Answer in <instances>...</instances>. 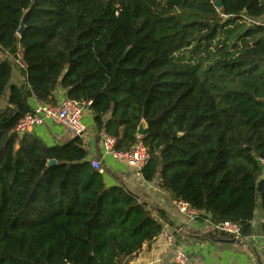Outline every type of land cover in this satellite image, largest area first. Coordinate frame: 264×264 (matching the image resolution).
Instances as JSON below:
<instances>
[{"label":"trees","instance_id":"obj_1","mask_svg":"<svg viewBox=\"0 0 264 264\" xmlns=\"http://www.w3.org/2000/svg\"><path fill=\"white\" fill-rule=\"evenodd\" d=\"M215 1L0 0V264H129L165 230L81 136L16 131L63 98L118 150L143 142V178L208 217L213 237H231L224 221L251 236L259 206L264 233V0Z\"/></svg>","mask_w":264,"mask_h":264},{"label":"crops","instance_id":"obj_2","mask_svg":"<svg viewBox=\"0 0 264 264\" xmlns=\"http://www.w3.org/2000/svg\"><path fill=\"white\" fill-rule=\"evenodd\" d=\"M25 78L16 70L12 82L22 84ZM63 92L61 91V95ZM7 100L1 101L6 104ZM85 132L81 135L88 150V159H101L103 173L108 184H122L131 193L146 201L150 207L161 212L165 230L173 236L169 242L164 235L144 245L129 264H173L177 248H182L196 264H264V233L262 231L263 211L261 206L256 210L253 221L254 233L239 241H229L232 237H213L211 220L201 213L182 209L170 192L160 185V179L147 181L141 170L135 166L116 160L105 153L104 135L97 133L94 117L88 108L83 115ZM48 145L65 142L74 137L60 123L47 120L35 125L29 131Z\"/></svg>","mask_w":264,"mask_h":264},{"label":"built area","instance_id":"obj_3","mask_svg":"<svg viewBox=\"0 0 264 264\" xmlns=\"http://www.w3.org/2000/svg\"><path fill=\"white\" fill-rule=\"evenodd\" d=\"M86 107L83 103L70 99L63 98L58 105L52 104H38L34 112L24 116L17 124L16 131L20 134L29 132L35 125L43 124L47 120H53L63 125L74 136H81L85 132V125L83 123V115ZM116 138L111 135H104L103 145L105 153L113 156L116 160L122 161L126 164L142 168L148 163L150 159V152L143 142H138L131 150L123 151L116 148ZM91 164L99 171H104L103 162L101 159L94 158ZM182 209L187 211L190 209L189 205L180 202ZM217 228L224 231L232 238H241V228L232 221H224L219 224ZM169 242H173V236L166 230L162 233ZM175 263L177 264H196L188 254L182 249L177 248L175 255Z\"/></svg>","mask_w":264,"mask_h":264},{"label":"water","instance_id":"obj_4","mask_svg":"<svg viewBox=\"0 0 264 264\" xmlns=\"http://www.w3.org/2000/svg\"><path fill=\"white\" fill-rule=\"evenodd\" d=\"M215 4H216V6H217L218 8H221L222 5H223L222 0H216V1H215ZM26 13H27V12H26ZM26 13H25V15H26ZM25 26H26V25H25V16H24L23 19H22V22H21V27H20V29H19V34H20V35L24 32V30H25ZM146 130H147V124H146L145 121H143V122L140 124L139 129H138V134H139V136H144L145 133H146ZM249 149H250V148H249ZM56 162H57V160H55V159H51V160L48 161V166H49V165H53V164H55ZM263 180H264V176L260 178L259 183H258V190H259V192H261V190H262V183H263ZM229 241H239V240L236 239V238H233V239H231V240H229Z\"/></svg>","mask_w":264,"mask_h":264},{"label":"rangeland","instance_id":"obj_5","mask_svg":"<svg viewBox=\"0 0 264 264\" xmlns=\"http://www.w3.org/2000/svg\"><path fill=\"white\" fill-rule=\"evenodd\" d=\"M3 101V100H2ZM1 104H3V103H1Z\"/></svg>","mask_w":264,"mask_h":264}]
</instances>
